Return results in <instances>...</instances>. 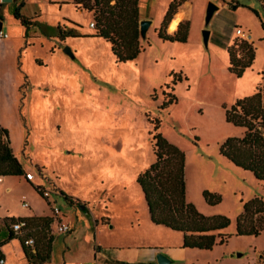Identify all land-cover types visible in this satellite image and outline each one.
<instances>
[{"label":"rangeland","instance_id":"1","mask_svg":"<svg viewBox=\"0 0 264 264\" xmlns=\"http://www.w3.org/2000/svg\"><path fill=\"white\" fill-rule=\"evenodd\" d=\"M19 1L0 0L1 29L7 35L0 40V125L24 171L35 177L32 185L48 192L72 223L70 234L49 230L55 234L50 264H78L96 244L107 252L117 246L181 244L180 234L150 227L136 184L137 176L154 162L150 133L155 123L162 137L185 156L186 201L205 217L229 220L221 231L229 235L227 243L208 252L192 251L188 264H264V231L258 237L236 235L244 206L255 199L264 204V184L219 154L222 142L243 133L226 124L225 109L264 86V4L193 0L188 40L181 44L162 42L156 34L173 0H140V16H151L156 26L140 38L144 49L135 60L116 64L109 43L56 40L62 20L92 34L91 14L61 0H29L21 13L39 16L31 22L43 26L45 34L32 26L26 35L13 17ZM210 4L217 10L206 25ZM236 29L251 39L255 50L240 78L228 70L227 45L244 40ZM65 46L74 58L63 53ZM2 178L0 218L16 219L32 210L51 214L50 204L24 176ZM205 192L220 201L208 204ZM23 202L29 208H23ZM100 217L109 225H102ZM7 237L0 222V241ZM11 243L5 250L6 264H28L18 241Z\"/></svg>","mask_w":264,"mask_h":264},{"label":"trees","instance_id":"2","mask_svg":"<svg viewBox=\"0 0 264 264\" xmlns=\"http://www.w3.org/2000/svg\"><path fill=\"white\" fill-rule=\"evenodd\" d=\"M26 0H20L14 8L13 17L25 27H37L45 34L43 26L26 18L21 9ZM264 4V0H257ZM75 8H81L92 14L93 33H82V27L71 22L56 26L57 39H91L109 43L116 64L135 60L144 47L139 35V0H75ZM182 2L173 0L164 15L163 21L156 29L159 40L169 43H186L190 28V16L182 20L176 29L170 24ZM0 19H2L0 17ZM25 35V36H26ZM229 41H226L227 45ZM146 45H149L147 42ZM254 48L246 40H234L227 45L228 70L240 78L250 68L254 59ZM225 122L241 128L240 137H229L219 146V154L236 168L252 174L255 180L264 184V86L258 87L250 97L235 101L224 111ZM159 123L153 125L150 133L154 162L148 169L137 176L138 185L147 206L149 220L156 226L181 234L182 248L198 251H212L217 245L227 243L229 235L221 231L228 227L229 220L224 216L205 217L186 201L185 156L158 132ZM25 171L13 154L7 131L0 125V177H22ZM36 193L45 200L38 186L32 185ZM63 198L70 204L74 201L63 191ZM208 204L220 201L218 196L207 192L203 194ZM213 199V200H211ZM46 201V200H45ZM24 222L22 230L40 229L42 235L33 239V248L25 246L29 233H16L12 225ZM8 237L0 247L8 241L19 240L28 264H43L49 261L52 252L53 235L48 234L51 218H16L4 220ZM264 231V204L255 199L244 206V213L236 220L237 236L258 237ZM33 250V251H32Z\"/></svg>","mask_w":264,"mask_h":264},{"label":"crops","instance_id":"3","mask_svg":"<svg viewBox=\"0 0 264 264\" xmlns=\"http://www.w3.org/2000/svg\"><path fill=\"white\" fill-rule=\"evenodd\" d=\"M61 1H62V5L69 4V5H72L75 8V5H74V1L75 0H73V1L61 0ZM177 1H181L182 5L177 10V12H176L177 18H175L173 25H171V30H173V31L176 29V27L178 26V24L182 20H184L187 16H190L191 7L193 5L192 4L193 0H177ZM28 2H29V0L25 1L24 6L22 7L21 11L23 10V8L26 6V4ZM18 4H19V2H18ZM75 9L77 11L86 12V11H84L81 8H75ZM139 12H140V7H139ZM26 18H29L32 21H38L39 16L35 15L34 17H26ZM140 19L141 20H150L151 21V25L150 26H154V25L156 26V24L154 23V19L151 16L144 17V16L141 15ZM64 21H68V20H62V22H64ZM1 28H2V24H1ZM56 40H58V39L56 38ZM66 40H68V39H66ZM66 40H64L63 42L65 43ZM246 41L250 42L251 39L249 38ZM25 173H31V172L27 171ZM5 178H7V177H5ZM1 179L2 180L0 182L3 181V178H1ZM67 196H69V195H67ZM145 205H146V203H145ZM146 208H147V206H146ZM40 217H42V218L43 217L51 218V214L49 216H47L46 213H44V212L38 213V212L32 210L31 213H27L25 215L18 216V218H40ZM148 217H149V215H148ZM93 218H94V223L97 225L98 224V221H97L98 219L96 217H94V216H93ZM101 219H102V217H100V223L102 225H105V226L109 225V224L106 225V224L102 223ZM104 219L109 220L106 217H104ZM4 220H7V218H5V217L3 219H2V217L0 218V222L5 225ZM61 220L63 222L65 221V223L69 224V226L71 228V231L69 233H67V234H70V233L74 232V229L72 227V223L71 222H67L66 219L63 217V215H61ZM149 225L153 229L158 228V229L167 230L164 227L156 226V225L152 224L151 222H150ZM53 226L54 225L50 224L49 228L51 230H53L54 233H56L54 231V227ZM168 231H170V230H168ZM26 232L30 234L29 238H35V240L39 239V237L42 235V233H41L42 231H40V229H35V227H33L32 229L30 228V231L29 230L28 231H24L22 233V235H25L24 233H26ZM170 232H172V231H170ZM174 233H176V232H174ZM54 237H55V234L53 235V241H54ZM5 240L6 239L0 241V244L5 242ZM13 241H16V242L18 241V243L20 245V250L22 251V254L24 255L19 240H17V239L10 240L6 244H4L3 246L0 247V258L4 259V264H6V262H7L6 254H5L6 247L11 246V244H12L11 242H13ZM65 241H66V238H65ZM53 246L54 245H53V242H52V251H53ZM195 250L196 249L182 248V236H181V244L176 246V247H173V248H171V247H165V248L163 247L162 248V247H157V246L151 247L150 245L144 246L142 244H136V245H133V246H126V247L117 246V247L113 248V252H107L100 245L96 244L94 246V250L92 251V253L88 257L84 258L83 259L84 261H79V262L81 263V262H92V261H94V262H96V264H158L157 260H156V256L158 254H163L169 260L168 264H188V263H190V261L187 262V260H189L188 258L192 254V251H195ZM196 251H198V250H196ZM199 252H204V251H199ZM52 254H53V252H51V256H50L49 261H47L45 263L50 264L51 259H52ZM62 254H63L62 256H65L66 252L63 251ZM24 258H25V256H24ZM25 260H26V258H25ZM26 262H27V260H26ZM45 263H43V264H45ZM37 264H40V263H37ZM62 264H70V263L65 261Z\"/></svg>","mask_w":264,"mask_h":264},{"label":"built area","instance_id":"4","mask_svg":"<svg viewBox=\"0 0 264 264\" xmlns=\"http://www.w3.org/2000/svg\"><path fill=\"white\" fill-rule=\"evenodd\" d=\"M89 27L91 29L94 28V23L93 22H90L89 23ZM236 35L239 37V38H243L244 40H247L249 38L246 37L245 33L242 32L241 30L239 29H236ZM7 37V35L2 31L0 30V40H3ZM24 178L27 182H30L32 183L33 180H34V176L32 173H25L24 175ZM0 181H1V178H0ZM42 194H43V197L47 200V202L50 204V208H51V219H52V225H54V231L57 233V234H67L71 231V228L69 226V224L63 222L61 220V214L59 212V210L57 209L56 205H55V202H53L51 200V196L49 195L48 192H43L42 191ZM56 195H58V193H55ZM50 197V198H49ZM22 207L27 209L29 208V205L27 202H23L22 203ZM25 227V224L24 222H18V223H15L12 225V228L13 230L17 233H22V230L23 228ZM33 245H34V242H33V239L32 238H27L25 240V246H28L30 248H33ZM0 264H4V259L3 258H0ZM78 264H96V262L92 261V262H81V263H78Z\"/></svg>","mask_w":264,"mask_h":264},{"label":"water","instance_id":"5","mask_svg":"<svg viewBox=\"0 0 264 264\" xmlns=\"http://www.w3.org/2000/svg\"><path fill=\"white\" fill-rule=\"evenodd\" d=\"M4 2H10L11 0H3ZM217 10V7L213 6V5H208L207 10H206V25L209 23L210 18L212 17L213 13ZM151 25V21L150 20H140L139 21V35L140 38H145L146 36V32L148 31L149 27ZM0 30H1V24H0ZM209 36V31L205 30L203 31V38H204V42H207ZM63 53L66 54L67 56L74 58V55L70 49V47L65 46L63 48ZM156 260L158 264H168L169 260L167 259V257H165L163 254H158L156 256Z\"/></svg>","mask_w":264,"mask_h":264}]
</instances>
